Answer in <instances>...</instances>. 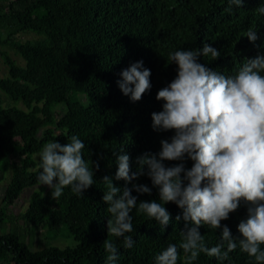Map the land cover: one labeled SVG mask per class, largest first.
Instances as JSON below:
<instances>
[{
    "label": "trees",
    "instance_id": "1",
    "mask_svg": "<svg viewBox=\"0 0 264 264\" xmlns=\"http://www.w3.org/2000/svg\"><path fill=\"white\" fill-rule=\"evenodd\" d=\"M260 6L264 0H244L241 8L232 6L228 13V0H0V58L7 70L0 78V184L9 177L1 200L0 230L12 220L6 212L21 193L41 187L32 192L26 210L17 216L23 231L14 227L0 233V264H107L102 244L109 214L102 201L106 189L101 179L115 175L114 152L124 148L134 161L145 152L157 153L160 140L174 134L151 127V114L159 112L163 103L155 99L156 93L177 73L168 53L200 49L208 43L221 56L199 57L198 62L234 75L244 60L264 56V16L254 11ZM249 28L257 29L254 43L244 36ZM21 36L28 38L23 41ZM3 48L19 56L23 65ZM137 61L151 71V88L140 101L132 102L117 81L120 72ZM9 101L24 108L9 107ZM72 135L84 141V159L98 161L99 170L82 195L65 187L54 200L51 189L38 181L39 156L47 143L63 145ZM164 163L171 166L179 161ZM184 163L191 167V161ZM113 182L125 186L123 180ZM132 184L152 188L151 195L133 191L138 201L159 202L158 190L146 175L127 186ZM165 207L172 220L164 227L133 210L135 231L129 234L133 246L125 248L122 238L111 237L119 246L116 264H155V256L168 244L179 245L184 223H176L175 217L182 209L173 203ZM246 209L241 202L221 221L233 236H239L237 225L246 218ZM40 230L54 236L65 231L75 245L33 251L24 239ZM200 232L206 246L218 242L220 229L201 226ZM179 251L178 264H184ZM193 264L256 262L237 248L229 260L201 253Z\"/></svg>",
    "mask_w": 264,
    "mask_h": 264
},
{
    "label": "clouds",
    "instance_id": "2",
    "mask_svg": "<svg viewBox=\"0 0 264 264\" xmlns=\"http://www.w3.org/2000/svg\"><path fill=\"white\" fill-rule=\"evenodd\" d=\"M244 0H228L225 12L232 6L241 8ZM256 14L264 16V6ZM249 42L258 39L257 29L245 34ZM218 49L205 43L200 49L176 50L168 53L169 63H175V78L156 93L162 109L151 114V127L156 132L172 131L168 139L160 140L157 153L145 152L131 160L124 148L114 152L115 175H105L102 201L107 205V239L103 250L107 264H116L119 246L111 237L122 238L123 247L134 244L133 210L146 215L162 227L172 220L165 207L175 204L182 213L175 222L183 221L181 242L170 243L155 256V264H178L180 251L184 264H193L203 253L220 261L240 252L264 264V56L244 60L234 75L226 76L198 62L199 57L215 60ZM151 71L143 61L132 63L120 72L119 90L130 101H140L151 88ZM68 142L47 143L40 153L38 181L51 189L55 200L65 187L82 195L95 182L98 161H86L82 150L85 143L76 135ZM185 160L192 162L185 167ZM165 161H179L166 166ZM135 171H132V164ZM147 176L158 190V201H138L137 194L151 195L145 184H127ZM125 181L119 187L113 181ZM247 205L246 218L237 225L239 236H233L227 225L229 214ZM201 226L220 229L218 242L208 247L200 232Z\"/></svg>",
    "mask_w": 264,
    "mask_h": 264
},
{
    "label": "rangeland",
    "instance_id": "3",
    "mask_svg": "<svg viewBox=\"0 0 264 264\" xmlns=\"http://www.w3.org/2000/svg\"><path fill=\"white\" fill-rule=\"evenodd\" d=\"M27 38L28 37H26V36L20 37V39H22L23 41L26 40ZM2 51H5L19 65H23L22 59L19 56H16L10 49L3 48ZM6 75H7L6 67L4 66V64L2 63V60L0 58V78L5 77ZM0 95H2L1 92H0ZM1 99L4 101V103L6 105L7 104L6 99L4 97H2ZM20 104L21 103H17V102L12 101V102H10L9 107L24 108ZM83 104H85V103L83 102ZM62 108H64V106H58L57 107V109H62ZM57 109L55 111H58ZM8 179H9V177H6L5 182L0 184V206H1V200H2L3 194H4V188H5V185H7ZM40 189H41L40 186L25 189L21 193L18 201L15 202L12 206L8 207L6 214L9 218L12 217V220H8L6 222V224H5L6 228L1 229L0 233H2V232L5 233V232L13 229L14 227L16 229H20L21 231H23V229H24L23 222L19 219L17 220V216L22 214L26 210L28 202H29V198H30V195L32 194V192L39 191ZM13 220H15V221H13ZM24 240H25L24 242L26 243V245L33 251H37V250L43 249L45 247H50V246L59 247V248L63 249L65 247H73L75 245L73 238H71L65 231H61L58 236H54V235H52L46 231L44 232V231L40 230V231L36 232L32 237H25Z\"/></svg>",
    "mask_w": 264,
    "mask_h": 264
}]
</instances>
